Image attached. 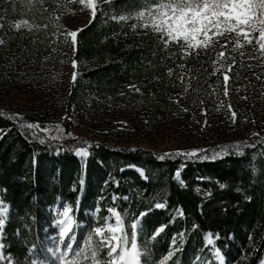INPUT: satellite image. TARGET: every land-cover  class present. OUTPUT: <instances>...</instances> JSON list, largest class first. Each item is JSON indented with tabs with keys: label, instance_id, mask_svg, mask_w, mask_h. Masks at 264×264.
<instances>
[{
	"label": "trees",
	"instance_id": "obj_1",
	"mask_svg": "<svg viewBox=\"0 0 264 264\" xmlns=\"http://www.w3.org/2000/svg\"><path fill=\"white\" fill-rule=\"evenodd\" d=\"M0 2V41L10 56L24 63L60 61L67 56L51 39L66 0ZM142 3L143 0H111L96 6L95 19L77 36L72 58L85 69L72 96L87 92L91 100L86 101L102 100L129 108L145 106L154 120L174 115L182 103L214 108L220 100L230 101L238 131L246 121L262 120L264 124V59L258 52L248 46L233 51L231 42L225 44L220 40L181 60L183 53L177 47L164 49L151 32L132 29L134 19H112L127 15L133 11V5ZM17 20H26L33 27L17 30L13 26ZM220 52H224V57L217 59ZM179 64H184V69ZM168 68L173 70L171 76ZM222 72L229 75L227 96L223 93ZM129 85L140 91L130 89ZM177 97L178 102H174ZM8 116L0 115V130H4L0 136V196L9 206L3 229L4 252L12 254L14 264H25L35 254L44 255L43 231L47 228V234H58L51 219L52 208L59 200L72 206L89 231L111 216L105 212L106 207H117L124 234L129 238L128 246L132 219L157 202L166 203L164 209L148 212L138 239L142 243L151 238L156 226L166 225L150 246L155 261L166 255L171 238L180 233L185 241L181 263L189 264L196 258L204 248L205 234L216 239L226 264H259L263 259L264 136H248L240 141L244 145L241 155L230 152L215 160L169 157L161 161L150 150L92 144L85 162L68 150V146L79 147L80 143L59 144L64 150L57 153V144H40L27 131L21 135V121L9 120ZM22 119L32 123L29 117ZM128 165L144 169L147 179ZM177 168H181L183 186L174 177ZM221 183L224 188L219 187ZM114 194L120 197L115 203L111 200ZM124 196L129 198L126 202ZM245 196L251 199L246 200ZM178 207L183 216L177 215ZM88 212L96 213L87 216ZM192 224L197 227L193 229Z\"/></svg>",
	"mask_w": 264,
	"mask_h": 264
},
{
	"label": "rangeland",
	"instance_id": "obj_2",
	"mask_svg": "<svg viewBox=\"0 0 264 264\" xmlns=\"http://www.w3.org/2000/svg\"><path fill=\"white\" fill-rule=\"evenodd\" d=\"M109 1L111 0H96V6ZM90 12L91 10L80 4L79 0H66L64 10L57 16L55 31L51 36L52 43L67 53V56L60 61L53 59L50 62L24 63L19 61L17 57L10 56L3 43L0 44L1 112L8 115L14 113L22 118L29 117L32 123L38 122L41 129L45 126L49 127L52 130L50 133L43 131L37 133V135L45 138L46 142L78 144L80 141H88L90 145L100 143L116 148H140L158 154L173 152L178 149L185 151L193 148L211 150L219 145L243 141L248 136H264L262 120L256 123L246 121L242 128L237 130L238 121L236 118L233 121L230 101L226 103L220 100L214 108L211 106L204 108V105L197 106L193 103H182L174 115L162 120H154L149 117L145 106L129 108L102 100L86 101L91 100V97L86 94L87 92L72 96V91L76 87V82L81 77L85 66L77 63V77L73 82L71 79L73 73L71 60L74 51L71 38L66 40L65 35L69 31L87 26L91 19ZM202 108L204 109L203 112L201 111ZM62 117H64L63 120ZM56 124L64 129L63 138L59 141L51 139L52 135L55 134L54 126ZM68 132H71L75 139L68 137ZM87 158L81 160L86 162ZM0 201H2L1 196ZM64 204L65 202L59 200L52 208L53 219H51V224L57 229V232H59V226L56 221L62 219L59 214ZM70 208L72 209V206ZM95 213L88 212L86 214L87 216H95ZM8 214L9 206L5 220ZM70 215L74 225L71 235L66 236L65 239L72 244V249H69L67 244L59 239L58 234H47L49 232L46 228L43 231L44 255L35 254L33 258H27L25 264H31L33 260L37 264H59L56 257L48 251L49 248H59L61 252L67 253H71L74 248L73 255L75 254L89 230L82 221L83 219L77 217L73 209ZM107 223L114 224L115 221L110 216ZM120 226L123 228L122 223ZM141 232L138 230V239ZM3 233L2 230L0 243L3 244L2 251L5 254ZM209 238L217 247L216 239L211 235ZM155 239L145 238L142 243L137 241L142 253L145 252V249L147 250L142 264H152L153 261L155 264H159L163 259L155 261L152 255L150 246ZM204 244V248L199 251L195 259L189 261V264H218L212 255L213 245L206 244L205 240ZM177 246L182 249L183 244H179V239ZM180 252L175 253V260L177 264H185L180 261ZM59 254L58 252L57 256ZM5 256L7 255L5 254ZM149 256H151V260H149ZM165 264H170V261H165Z\"/></svg>",
	"mask_w": 264,
	"mask_h": 264
},
{
	"label": "snow or ice",
	"instance_id": "obj_3",
	"mask_svg": "<svg viewBox=\"0 0 264 264\" xmlns=\"http://www.w3.org/2000/svg\"><path fill=\"white\" fill-rule=\"evenodd\" d=\"M80 4L84 5L87 9L91 10V19H95L96 11V0H79ZM133 11L129 12L127 15L112 16L113 20H128L134 19L135 23L131 25L132 29L142 28L145 32H151L159 43L163 45L164 49H168L170 46H175L179 49L183 55L180 57L181 60L185 56L190 55L193 52H197L198 49H208L213 46L216 42L223 40L225 44L231 42L232 50L242 49L248 46L254 52H258L259 56L264 59V0H143L142 4H137L132 6ZM91 19L89 22L91 23ZM17 30L21 28L31 29L33 26L29 24L26 20H17L13 25ZM44 27H47L46 25ZM82 29L77 28L75 30L69 31L65 35L67 40L71 38V44L73 51L77 47V36ZM3 41H0L2 44ZM243 56L244 53L241 52ZM224 57V52H220L217 55V59ZM250 59H256V56H250ZM215 63V61H213ZM235 63V60L232 61ZM71 65L73 68L72 81L74 82L77 77V60L72 59ZM224 65L221 64V68ZM180 69H184V64H179ZM231 68V64L228 65ZM172 68L167 69L169 76L172 75ZM215 74V69L213 70ZM223 77V93L225 96L228 95V81L229 75L227 73H221ZM181 79L183 75L181 74ZM259 79V77H257ZM219 84V80L217 81ZM130 89L139 92L140 89L135 85H129ZM187 91V87H185ZM179 97L174 102H178ZM202 103V102H201ZM230 108V106H229ZM186 111V109H185ZM203 112L204 109L202 108ZM0 115L4 113L0 112ZM236 113H232L233 121H235ZM9 120H20L18 128L20 129V134L25 135L27 131L28 136L33 140L38 139L40 144L46 142L45 138L38 137L37 133L43 131L45 133H50L52 130L45 126L41 129L40 124L37 123H24L22 117H18L17 114H9ZM62 120L64 117L61 118ZM55 134L52 135L51 139L54 141H59L63 138L64 129L56 124ZM4 130H0V136H3ZM255 135V134H253ZM28 136L25 138L27 139ZM68 137H73L71 132L67 133ZM75 139V137H73ZM82 146H68V150L73 153L74 156L80 159H86L90 155L91 145L88 141H80ZM51 146V144L49 145ZM98 146V145H97ZM244 145L240 142H236L232 145H219L217 149L209 150L203 148H193L191 150H175L173 152H165L160 155L153 153L157 160H165L171 157L175 159L177 157L183 158L185 160H215L221 158L224 155H228L230 152L232 154L241 155L243 153ZM251 147V145H249ZM64 150V146L57 144L56 151L59 153ZM135 151V149H132ZM33 164L36 163L35 157L33 158ZM127 167L134 168L142 179H147L144 173V169L138 168L135 165H128ZM183 165H181V168ZM181 168H177L174 177L183 186L184 181L180 179ZM123 171V169H121ZM253 172L255 168L253 167ZM203 179V178H202ZM108 183V181H105ZM117 183V181H113ZM83 181H81V186ZM220 188H224V184L219 185ZM246 200H250V196L244 197ZM120 197L114 194L111 197L113 203H115ZM129 198L127 196L123 197L126 202ZM166 203L157 202L152 206V209H164ZM8 209V205L3 201H0V232H2L6 220L5 215ZM152 209L140 211L136 217L132 219L131 224V238L130 246L129 238L124 234L121 225V215L120 210L117 207H106L104 210L106 213L111 214L114 219V224L107 223L108 217H105V223L102 226H96L91 228L89 233L83 239L82 244L72 255L71 259L66 258L71 255V253L61 252L59 248H49L48 251L56 257L59 264H142V260L145 252H141L138 247V230H143L144 220L148 215V212ZM97 212L99 207L97 206ZM72 209L65 203L63 205L60 216L62 219L56 221L59 226L58 236L61 241L67 244L69 249H72V244L69 243L65 237L71 235V230L74 225V221L70 212ZM176 213L179 216H183L182 209L179 207L176 209ZM173 221H170V223ZM166 227V225L161 224L156 226L151 232V238L155 239ZM193 229L197 227L196 224H192ZM218 238V234H217ZM179 239V244H183L185 241L183 239V233L174 235L169 242V250L164 255L163 259L159 264H165V261H170V264H177L175 260V253L182 251L177 246V241ZM204 240L206 244L213 245L212 255L218 264H226V257L222 254L221 249L215 247L214 242L209 238V234H205ZM249 240H252L251 235ZM3 244L0 243V264H14V260L11 253L7 256L2 251ZM27 251V250H26ZM60 253L57 256V253ZM248 255H251L249 253ZM151 260V256H149ZM31 264H37L35 260ZM152 264H155L153 261ZM259 264H264V259H261Z\"/></svg>",
	"mask_w": 264,
	"mask_h": 264
}]
</instances>
